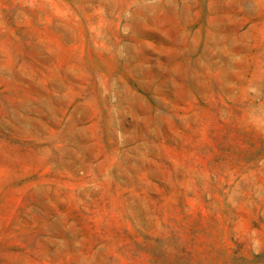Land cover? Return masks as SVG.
Segmentation results:
<instances>
[{"label": "rangeland", "instance_id": "374dc122", "mask_svg": "<svg viewBox=\"0 0 264 264\" xmlns=\"http://www.w3.org/2000/svg\"><path fill=\"white\" fill-rule=\"evenodd\" d=\"M0 264H264V0H0Z\"/></svg>", "mask_w": 264, "mask_h": 264}]
</instances>
